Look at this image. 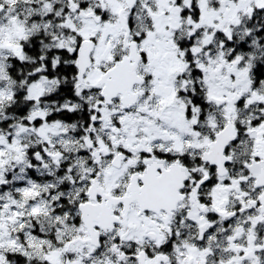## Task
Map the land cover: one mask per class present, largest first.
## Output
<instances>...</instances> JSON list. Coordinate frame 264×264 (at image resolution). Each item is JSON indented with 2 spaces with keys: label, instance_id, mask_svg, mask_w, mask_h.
Segmentation results:
<instances>
[{
  "label": "snow or ice",
  "instance_id": "6c2138e0",
  "mask_svg": "<svg viewBox=\"0 0 264 264\" xmlns=\"http://www.w3.org/2000/svg\"><path fill=\"white\" fill-rule=\"evenodd\" d=\"M0 264H264V0H0Z\"/></svg>",
  "mask_w": 264,
  "mask_h": 264
}]
</instances>
